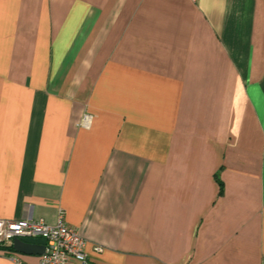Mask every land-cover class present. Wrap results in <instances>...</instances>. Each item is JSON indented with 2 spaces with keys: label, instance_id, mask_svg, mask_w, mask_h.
<instances>
[{
  "label": "crops",
  "instance_id": "1",
  "mask_svg": "<svg viewBox=\"0 0 264 264\" xmlns=\"http://www.w3.org/2000/svg\"><path fill=\"white\" fill-rule=\"evenodd\" d=\"M62 212L86 264H262L264 0H0V219Z\"/></svg>",
  "mask_w": 264,
  "mask_h": 264
},
{
  "label": "built area",
  "instance_id": "2",
  "mask_svg": "<svg viewBox=\"0 0 264 264\" xmlns=\"http://www.w3.org/2000/svg\"><path fill=\"white\" fill-rule=\"evenodd\" d=\"M90 115L83 117V124H88ZM15 238H44L46 249L39 264H86V240L80 231L67 224L62 213L54 223L44 220L23 219L12 221L0 219V245L13 244ZM100 246L96 250H101ZM264 264V258L262 261Z\"/></svg>",
  "mask_w": 264,
  "mask_h": 264
},
{
  "label": "water",
  "instance_id": "3",
  "mask_svg": "<svg viewBox=\"0 0 264 264\" xmlns=\"http://www.w3.org/2000/svg\"><path fill=\"white\" fill-rule=\"evenodd\" d=\"M47 240L44 238H15L13 248L16 252L30 255H43Z\"/></svg>",
  "mask_w": 264,
  "mask_h": 264
},
{
  "label": "trees",
  "instance_id": "4",
  "mask_svg": "<svg viewBox=\"0 0 264 264\" xmlns=\"http://www.w3.org/2000/svg\"><path fill=\"white\" fill-rule=\"evenodd\" d=\"M219 184H220V187H221V193H223V183L221 181H219ZM0 249H5V250H9V251H15L13 246L11 245H8V246H3V245H0Z\"/></svg>",
  "mask_w": 264,
  "mask_h": 264
}]
</instances>
